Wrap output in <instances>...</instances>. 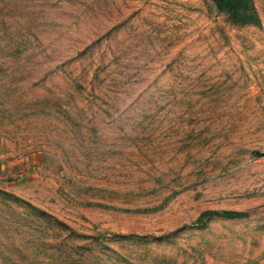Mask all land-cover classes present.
<instances>
[{
	"label": "rangeland",
	"instance_id": "rangeland-1",
	"mask_svg": "<svg viewBox=\"0 0 264 264\" xmlns=\"http://www.w3.org/2000/svg\"><path fill=\"white\" fill-rule=\"evenodd\" d=\"M254 152L264 0H0V264H264Z\"/></svg>",
	"mask_w": 264,
	"mask_h": 264
},
{
	"label": "crops",
	"instance_id": "crops-1",
	"mask_svg": "<svg viewBox=\"0 0 264 264\" xmlns=\"http://www.w3.org/2000/svg\"><path fill=\"white\" fill-rule=\"evenodd\" d=\"M34 166H36V160L33 157H26L18 161L2 162V164H0V172L3 177L18 178L23 176Z\"/></svg>",
	"mask_w": 264,
	"mask_h": 264
},
{
	"label": "trees",
	"instance_id": "trees-1",
	"mask_svg": "<svg viewBox=\"0 0 264 264\" xmlns=\"http://www.w3.org/2000/svg\"><path fill=\"white\" fill-rule=\"evenodd\" d=\"M219 3V5H223L225 0H215ZM254 154L257 156V157H264V153H260V152H254ZM227 215H239V213H233V212H227L226 213Z\"/></svg>",
	"mask_w": 264,
	"mask_h": 264
}]
</instances>
